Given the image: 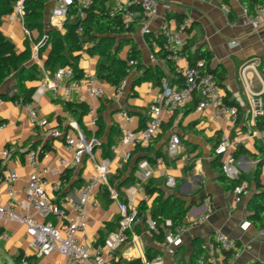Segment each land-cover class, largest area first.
Here are the masks:
<instances>
[{
	"label": "crops",
	"instance_id": "1",
	"mask_svg": "<svg viewBox=\"0 0 264 264\" xmlns=\"http://www.w3.org/2000/svg\"><path fill=\"white\" fill-rule=\"evenodd\" d=\"M220 1L156 0L158 17L150 24L149 34L160 37L164 23L180 27L185 18L190 19L191 27L185 32L187 47L191 54L202 46H207V50L212 52L211 68L217 70L226 100L237 105L238 120L232 123L213 122L207 111L193 110L195 101L191 102L174 114L165 115L162 131L158 137L149 145L135 149L132 158L127 162L117 157L112 151V147L120 140L116 113L122 109L128 110L135 117L134 128H144L150 120L149 106L153 99L161 93L157 75L164 74L163 78H171L176 86L181 84V79L175 78V65L170 62L153 63L150 60L151 52L147 35L142 27L135 26L133 32H126L122 37L135 42L141 52L143 68L139 71H131L126 79V87L122 95L117 96L116 88L102 81L105 93L101 98H95L83 92L72 93L70 98H65L62 89L58 91L41 89L43 81L46 78H53L60 66H57L54 71L46 69L44 64L49 49L42 54V57L40 48L36 50V46L43 42L49 31H52L48 23L54 0H50L45 7V27L42 38L38 31L31 32L25 27L24 19L23 21L15 20L13 12L2 18L0 30L16 46L17 52L24 51L27 46L31 49L32 59L25 66L37 64L41 68L37 79L25 82V86L28 89H34V95L40 99L42 118L50 123L52 129H58L64 134L70 133L72 130L70 125L76 122L79 130L85 134L87 139L94 142L95 161L86 157L80 166L73 168L72 181L81 178L84 182L81 186L83 187L94 175L97 164L103 161L109 163L108 182L118 194V200L112 199L108 191L95 194L99 207L93 208L95 211L92 218L89 215L91 233L87 230L85 236L81 235L82 241L90 246L101 244L102 237L107 238L110 233L114 232L112 231L114 227L117 228L120 219L119 203H129L137 208L148 197L147 203L150 204L155 196H149L145 191V186L149 183L155 186L163 181L160 187L166 195L173 194L188 203H196V207L190 210L187 220L208 215L201 225L184 235V245L181 251L183 249L187 251L182 256L187 264L190 263L194 242L198 239L206 241L217 230L226 233L241 245H251V250L242 252L240 258L232 261L231 264H254L256 262L264 264V226L258 228L250 222L248 209L249 201L258 188L254 183L249 184L247 195L242 202L237 203L233 191H225L218 183V174L212 168L213 160L217 157L213 154V150L216 149L224 132H227L230 138L239 136L247 139L246 144L241 145L245 146L246 153L237 158L242 174H250L254 171L257 162L251 155L258 154L259 148L264 147V131H261L258 126L254 127L249 117L250 97L254 94L264 95V14L260 16L255 27L244 14L240 0L230 1L231 12L229 14L223 12ZM168 12L175 13L182 19L180 21L173 18L166 19ZM65 32L66 30L60 33L65 34ZM160 38L162 40V37ZM130 48V46L124 48L121 53L122 59L127 58ZM157 56L161 58L162 54H157ZM98 61L99 57H90L84 53L79 67L84 72L95 73ZM40 62L42 66L39 65ZM180 66H191L186 55ZM148 71L150 74L147 79L137 84L136 78ZM16 83L15 75L7 78L0 86V94L13 91ZM67 103L76 106L73 111L67 108ZM91 108H95L99 116L95 128L89 123ZM0 121L7 124L6 128L0 132V145L14 148L11 157L6 162L0 156V166L18 173L19 181L14 188L16 204L20 206L26 200L27 181L33 172L28 165V152L33 149L40 152L43 147H47L40 158L41 164L60 172L58 175L49 176L51 182H62L61 175L67 169L60 167L59 160L65 158L71 161L72 153L66 149L63 139L53 138L49 135L48 129H39L32 125L27 119L25 110L21 106H16L14 101L3 100V105L0 107ZM228 127L230 130L227 129ZM257 131L262 133V139L254 137ZM172 135H178L181 139L179 154L175 158H170L166 153V147ZM159 151L165 153V158H159L164 160L163 165H159L158 159L153 160ZM143 161L150 163L151 177L146 182H140L135 174L137 180L129 181L134 169ZM168 176L176 180V187L173 189L166 187ZM178 180L182 183L178 184ZM124 182H126L125 185H123ZM260 182L264 185V169ZM81 187L70 191L68 186L62 187V193L67 192L70 215L74 212L73 202L79 201L78 191ZM177 188H179L178 192L174 191ZM6 190L5 184L0 186V203H5L7 200ZM89 207L90 205L86 206L87 212ZM137 228L136 239L118 250L117 259L112 264L120 260L141 259L142 261L144 257L148 258V249L156 251L150 239L144 235V228ZM5 229L9 237L7 239L0 237V257L3 255L11 257L14 263V257L22 252L25 256L34 258L32 264H48L50 261L61 260L58 255L45 259L40 257L38 255L40 244L27 234L25 226L10 223L5 226ZM182 258L177 260L176 257L177 264ZM3 262L10 264L4 258ZM162 264H171V258L166 256Z\"/></svg>",
	"mask_w": 264,
	"mask_h": 264
},
{
	"label": "built area",
	"instance_id": "2",
	"mask_svg": "<svg viewBox=\"0 0 264 264\" xmlns=\"http://www.w3.org/2000/svg\"><path fill=\"white\" fill-rule=\"evenodd\" d=\"M28 0H16L14 3V19L23 21L25 16V3ZM93 0H54V7L49 15L48 27L52 31L62 32L65 29L69 11L76 7L75 19L85 17V9L90 6ZM212 2L215 0H205ZM113 12L122 14L124 28L129 30L132 26L142 27L144 33L149 34V26L158 17V3L156 0H112ZM223 12L229 14V5L222 6ZM243 12L248 21L257 26L258 20L264 14V3L259 5L254 15H250L248 9L243 6ZM191 27V21L185 18L180 27H174L164 23L161 27L160 37L152 38L148 43L150 49V60L153 63L170 62L175 65L176 79H181L180 85H175L171 78L164 77L161 80V93L153 99L149 106L150 120L142 129H135V117L128 110L122 109L116 113L119 123L120 140L112 147V151L123 161H129L135 149L152 143L162 131L165 115L174 114L185 107L196 98L199 99L197 112L207 111L213 122H235L239 118V110L235 106L226 104L224 90L218 84L212 74H202L198 67H181L185 60L183 52L187 45L185 32ZM28 33V31H26ZM47 37L44 38L36 50L41 48ZM234 45L236 43H233ZM157 54H162L159 58ZM42 66V63H39ZM131 67L136 62L129 63ZM206 65V60L201 59L198 66ZM126 87V80L116 88V95L121 96ZM41 89L58 91L63 90L65 98H70L72 93L83 92L95 98L104 96L102 80L95 73L85 71L83 77L78 79L74 69L70 66L59 67L51 79L46 78ZM17 90H13L16 94ZM16 106H21L27 115L28 121L39 129H48L51 137L63 139L66 149L72 153L71 161L61 158L60 167L63 169L77 168L86 157L95 161L94 142L88 140L84 133L79 130L76 122L70 125L71 132L64 134L58 129H52L50 123L40 117V99L33 95L32 100L22 103L15 100ZM3 100L0 99V107ZM249 117L252 125L257 127V120L264 116V95L254 94L249 100ZM90 126L96 127L99 121L98 112L95 108L89 110ZM7 124L0 121V132ZM230 130V127L227 128ZM254 137L263 138L261 132L254 133ZM247 139L242 137L230 138L224 132L215 149L216 156H222V170L230 180H239L242 170L235 151L246 144ZM181 139L178 135H172L166 147V153L170 158L179 154ZM14 151L13 147L0 145V156L6 162ZM28 165L32 173L28 178L26 188V200L19 206L16 204V190L14 185L19 181V175L15 170H6L0 166V186H7V200L0 203V237L7 239L5 226L7 224H18L25 226L27 234L33 237L40 244L38 255L40 257L60 256L61 260L48 264H112L117 259V252L136 239V228L143 226L144 235L151 241L152 247L158 251L157 255L149 259L144 257L142 264H162L166 256L171 258V264H177L175 260L178 251L184 245V235L191 229L201 225L208 217L203 215L188 220L189 224L174 225L172 220H166L159 224L152 217L145 220L138 214L137 208L132 204L119 203V228L112 232L105 239L104 243L90 246L85 241L77 240L80 235L85 236L89 221V214L86 206L90 205L96 209L99 203L95 194L108 191L110 197L118 200V194L108 182L110 171L109 163L103 161L96 165L95 173L89 182L78 191L79 201L73 202V214L68 213V198H60L62 194V182H51L49 176L58 175L60 172L41 164L39 151L30 150L27 154ZM159 165L164 164L163 159H158ZM151 166L148 161H143L136 172L140 182H146L152 175ZM165 174L164 172L162 173ZM166 187H176V180L168 176ZM248 184H241L233 191L237 203L243 201L247 195ZM149 198H145L147 202ZM211 213V211H209ZM56 220V221H55ZM203 253L198 257L197 264H231L240 258L242 252L251 250V245H241L237 240L231 238L222 231H215L201 245ZM128 254V253H126ZM26 264V262H25Z\"/></svg>",
	"mask_w": 264,
	"mask_h": 264
},
{
	"label": "trees",
	"instance_id": "3",
	"mask_svg": "<svg viewBox=\"0 0 264 264\" xmlns=\"http://www.w3.org/2000/svg\"><path fill=\"white\" fill-rule=\"evenodd\" d=\"M230 1L221 0L220 4L221 6L229 5ZM15 2L16 0H0V25L2 18L13 12ZM49 2L50 0H28L25 3V27L31 32L38 31L41 36L40 38H42L45 27V7ZM240 2L248 9L250 15H254L256 9L264 3V0H240ZM113 5L112 0H93L90 6L85 9V17L83 19L74 18L77 9L76 7H72L69 11L67 22L65 23V34H61L58 31H49L44 45L40 48L41 57L49 49V54L44 64L45 68L54 71L57 66H70L74 69L77 78L80 79L83 77L84 71L79 67V64L83 54L86 53L90 57H99V61L96 64V76L115 88L129 77L132 70H142V56L137 45L133 40L122 37L126 32H133L135 26L126 30L124 28L122 14L117 13L116 15H112ZM172 18L177 21L182 19L181 16L168 12L166 19ZM146 37L148 43L152 38H157L151 34H147ZM157 40L160 41L161 38L158 37ZM126 46H130L131 48L127 54V58L122 59L121 53ZM183 52L192 67H198L202 74H212L221 86V79L217 74V70L211 68L213 55L212 52L207 50V46H202L191 54L186 45ZM31 59L32 53L30 47L27 46L24 51L18 53L16 46L0 30V86L10 76L15 75L17 79L14 87L17 93L13 94V91H11L10 93L0 94V99L11 101L21 100L22 103H27L32 100L34 89L26 88L25 82L37 79L38 74L41 73V68L37 64L26 67V63ZM201 59L206 60V65L198 66V62ZM131 61L136 62L137 65L131 67L129 65ZM149 74L150 71L136 78V83L140 84L142 81H145ZM163 76L164 74L161 76L157 75V80L160 85ZM198 102L199 99L196 98L193 110H196ZM226 104L228 106H237L235 103H230L227 100ZM74 107L76 106L67 103V108L70 111H73ZM257 126L261 131H264V116L257 120ZM46 148L43 147L40 150V158L43 156ZM244 153H246V148L245 146H241L235 151V157L238 158ZM213 154H215V150H213ZM251 157L257 162L254 171L250 174H242L239 180H230L226 177L222 170V156H217L213 160L212 168L218 174V183L225 191H234L243 181L248 185L255 184L258 191L253 194L248 204L250 212L249 220L256 227L262 228L264 226V185L260 182V177L264 169V147L259 148V153L252 154ZM159 158H165V153L162 151L157 152L153 160L157 161ZM138 168L139 165L134 169L133 175L129 177V181L135 182L137 180L134 175ZM73 172L74 169H67L61 175L62 187L65 188V186H68L69 191L76 187H81L84 184L81 178L72 181ZM110 181L113 183V179ZM162 183L163 181L155 186L149 183L145 186L146 193L151 197L155 196V198L150 204L142 201L137 207L138 214L144 220L150 215L159 224L165 223L166 220H172L176 226L189 224L187 216L190 210L196 206V203H188L173 194L166 195L160 187ZM179 183H182V181L178 180ZM261 189L263 191H260ZM66 195L67 192L62 193L60 198L63 199ZM102 195L106 194L102 193ZM118 228L119 225L117 228L114 227L112 231L115 232ZM105 238V236L102 237V244ZM202 242L199 239L194 242L189 264H197L198 257L203 253L201 249ZM181 249L178 253L181 252ZM157 253L158 251L148 249L147 256L149 259H152ZM33 260V257H27L21 252L18 256L14 257V264H25V262L26 264H32ZM115 264H142V261L141 259H133L130 261L120 260ZM179 264L187 263L182 258ZM254 264L260 263L256 262Z\"/></svg>",
	"mask_w": 264,
	"mask_h": 264
},
{
	"label": "rangeland",
	"instance_id": "4",
	"mask_svg": "<svg viewBox=\"0 0 264 264\" xmlns=\"http://www.w3.org/2000/svg\"><path fill=\"white\" fill-rule=\"evenodd\" d=\"M40 117H41V118L43 117V115H42V109H41V112H40ZM57 179H59V177H58ZM178 189H179V188H177V189L174 190V191L178 192ZM25 197H26V195H25ZM195 207H196V206H195ZM94 211H95V210H94L91 206L88 208V213H89V215H90V218L93 217V215H94ZM90 218H89V221H88L87 230L91 233V231H90V228H91V219H90ZM77 240H79V241L82 240L80 235L77 237ZM186 252H187V251H186ZM186 252H185V249H183L180 253H178L179 255H177V260L180 259V258H182V256L185 255ZM3 258H4V260L10 262V264H14L13 261H12V259H11V257L4 256V255H3V257H0V264H4L5 261L3 262ZM45 258H48V257H44V259H45ZM50 262H53V261H50Z\"/></svg>",
	"mask_w": 264,
	"mask_h": 264
}]
</instances>
